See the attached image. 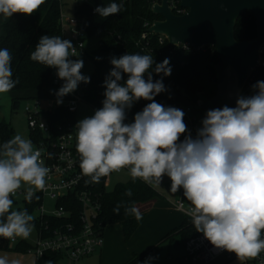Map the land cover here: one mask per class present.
<instances>
[{
	"label": "clouds",
	"instance_id": "obj_1",
	"mask_svg": "<svg viewBox=\"0 0 264 264\" xmlns=\"http://www.w3.org/2000/svg\"><path fill=\"white\" fill-rule=\"evenodd\" d=\"M44 3L0 0V14L5 19L16 13L31 16ZM122 8L113 2L94 11L107 18ZM74 55L70 40L49 35L41 36L30 54L32 61L56 68L64 81L56 93L58 104L81 82H90L81 73L83 60L69 58ZM11 61L9 50L0 49V94L10 92L19 82L12 78ZM111 64L102 108L76 125L79 167L90 178L86 182L99 183L102 177L124 168L133 181L139 178L150 186H160L166 175L172 193L183 189V197L191 205L187 214L196 231L215 248L235 253L240 261L258 257L264 251V81L252 86L253 95L239 96L235 107L208 110L193 137L182 110L154 99L167 91L162 78L153 80V73L170 76L168 58L156 63L152 55L127 53L112 58ZM125 74L127 79L121 83ZM141 99L151 102L135 114L133 123H125L128 110ZM49 172L41 150L30 139L17 134L0 144V237L29 238L34 216L26 209L11 210V197L24 187L25 200L31 202L37 191L45 189ZM125 195L131 197L132 190ZM122 206L118 203L113 212L119 215ZM125 214L142 219L135 206L125 207ZM0 264L19 261L0 256Z\"/></svg>",
	"mask_w": 264,
	"mask_h": 264
},
{
	"label": "trees",
	"instance_id": "obj_2",
	"mask_svg": "<svg viewBox=\"0 0 264 264\" xmlns=\"http://www.w3.org/2000/svg\"><path fill=\"white\" fill-rule=\"evenodd\" d=\"M155 1L84 0L77 2L74 17L82 22L86 46L95 40L98 43L95 49L89 51L90 53L88 51L86 53V56L93 63V72L89 76L90 82L87 83L84 90L85 102L97 110L103 106L102 102L105 99L104 81L113 68L112 58H120L127 53L152 55L156 63H161L166 58L169 59L172 69L170 76L153 73V80L162 78L167 89V91L154 97L157 103L164 106L177 103H195L200 95L209 99L216 94L218 88V71L216 69L218 58L214 48L206 47L197 50L192 46L171 45L168 40L160 43L158 34H151L147 39L142 38V34L147 31L146 23L153 24L156 20H163L161 15L152 11ZM113 2L123 5L120 13L103 18L94 11L98 6H107ZM62 11V0H45V3L31 16L16 13L4 23V32L0 36V49L7 48L11 53L12 78L19 81L10 92L56 88L53 84L56 68L32 61L30 54L43 35L60 36L61 39H64L61 22ZM234 33L238 41L256 39L257 25L255 17L250 12L243 13L237 20ZM126 79L127 75L125 74L121 83ZM12 100L13 107H16L19 98L14 97ZM150 102L141 99L134 103L133 107L127 112L125 123H133L135 114L142 111ZM43 116L54 130L62 122L75 120L76 118L74 113L69 112L63 106H58L54 113L44 112ZM15 135L17 134L13 128L5 122H0V144ZM41 136L40 133L32 132L33 141ZM104 180L105 178L102 177L99 185V189L103 193L99 222L104 229L108 225H121L124 238L128 241L146 217L147 211H140L142 219L137 221L134 215L125 214V207H137L140 203L154 201L162 196L151 186H147L138 180L133 181L132 177L125 183H118L112 191H107ZM128 189L133 192L131 197L125 195ZM42 201L41 193L36 192L31 202L24 200V209L31 214ZM118 203L123 205L120 208L119 215L113 212ZM78 212L79 209L76 208L71 219L77 218ZM63 221L49 218L48 223L57 226ZM32 223L39 230V220L34 218ZM175 232H182L184 243L197 233L190 217H186L182 225L171 231L167 238L172 237ZM30 247V243L20 240L12 248L11 240L0 237V250L11 249L16 252H28ZM148 254L134 255L124 264H141ZM61 257V255L48 253L45 256V258H51L52 260H58Z\"/></svg>",
	"mask_w": 264,
	"mask_h": 264
},
{
	"label": "built area",
	"instance_id": "obj_3",
	"mask_svg": "<svg viewBox=\"0 0 264 264\" xmlns=\"http://www.w3.org/2000/svg\"><path fill=\"white\" fill-rule=\"evenodd\" d=\"M167 1L174 14L183 15L187 12V9L181 5V0ZM61 22L64 33L67 30L74 41L73 47L75 48L76 55L71 57L86 56L87 46L84 40L85 33L82 28V22L74 16L69 17L64 15L63 11L61 13ZM145 26L147 27V31L142 34L143 39H147L149 35L155 34L149 31L152 24L146 23ZM158 35L160 43H164L167 40L165 35ZM180 46L188 47L190 45L184 44ZM257 81H264V44L259 49L257 65L252 69L239 96L253 95L255 90L252 86ZM63 83L64 81L58 78L56 72L53 78L54 86L60 88ZM86 86L87 83L81 82L73 93L68 94L70 96L69 102L62 106L76 115L78 104L85 102L84 90ZM192 104L177 103L165 107H175L182 110L185 113L184 122L189 132L195 137L197 129L202 126L201 121L203 118ZM54 110L52 107L44 108L41 99H35L33 109L31 107L25 108L30 129L32 132L42 135L37 139V147L35 149L41 150V159L44 161L45 166L50 169L49 175L46 178V187L43 191L39 192L43 201L45 198H50L55 201L56 207L55 210L47 212L44 209L43 201L37 207L41 210L37 218L40 223L38 238L34 245H31L28 252L33 253L38 260L45 258L48 253L62 256L58 260H53L58 264H76L81 259L95 254L104 247L105 229L99 222L103 193L99 189L100 182H86L90 178L83 176L79 167L80 157L76 151V125L80 120L76 117L75 120L64 121L54 130L43 116L44 112L54 113ZM183 139L184 135L180 137L181 141ZM123 173L130 176L128 169L124 168L103 177L105 178V186L111 175ZM136 180L150 186L139 178ZM18 194H21V191H18L16 195ZM190 207L186 205L182 198L177 202V208L188 217L190 216L187 214V211ZM76 208L79 209L77 218L71 219ZM49 218L64 221L54 226L48 223ZM261 238H264V232H262ZM11 241L17 242L16 238ZM184 250V259L188 260L191 264H210L220 256H226L228 259L236 257L235 253L215 248L205 238L203 233L198 231L194 236L186 240ZM245 264H264V251L258 257L246 260Z\"/></svg>",
	"mask_w": 264,
	"mask_h": 264
},
{
	"label": "water",
	"instance_id": "obj_4",
	"mask_svg": "<svg viewBox=\"0 0 264 264\" xmlns=\"http://www.w3.org/2000/svg\"><path fill=\"white\" fill-rule=\"evenodd\" d=\"M181 5L187 12L176 15L167 0H157L152 11L163 20L154 21L149 31L165 35L171 45L187 44L197 50L214 48L218 58L217 92L197 103L206 112L225 105L235 107L264 44V0H181ZM245 12L255 17L257 38L238 41L234 30L237 20Z\"/></svg>",
	"mask_w": 264,
	"mask_h": 264
},
{
	"label": "rangeland",
	"instance_id": "obj_5",
	"mask_svg": "<svg viewBox=\"0 0 264 264\" xmlns=\"http://www.w3.org/2000/svg\"><path fill=\"white\" fill-rule=\"evenodd\" d=\"M78 1H84V0H62V2H63V14L66 16H69V17L74 16L75 6H76ZM88 1H90V0H88ZM1 26H0V29H3V26L2 27ZM1 33H2V30H1ZM64 38L67 40H70L73 44V42H74L73 38L71 37V34L67 30L64 33ZM97 44H98L97 40H95L91 44L87 45V47H86L87 51L91 52L93 49H95L97 47ZM69 58L72 60H83L84 66L81 69V73L85 76H88V77L92 74L93 63L88 56L75 57V58L69 57ZM56 72H57V69H56ZM58 90H59V88H53L50 91H48V95L51 97L48 99V101H42V105L44 108L52 107V109H56L58 106L65 105L66 103L69 102L70 96L66 95L62 98V103H60V104L57 103V100L59 98L57 97L56 93ZM17 95L18 94H14L11 92L0 94V122H5L9 127L13 128L15 130L16 134H20L24 138L30 139L34 148H36L37 147V140L36 141L32 140V130L30 129V127L28 125V116L25 112L26 107H31L33 109L35 99H32L30 97L26 98V97L19 96L18 105L16 107H13V100L12 99L14 97H16ZM199 99H207V98H203L202 95H200ZM199 99H197V101ZM197 101L195 103H193L192 105L198 110L201 117L204 118L206 115V111L197 103ZM96 110H97L96 108H94L93 106H91L90 104H88L86 102L79 103L77 106L76 117L79 120H82L85 117H91L94 115ZM129 178H130V176L128 174H125V173L111 175L107 180V185H106L107 191H112L118 183H125L126 181H128ZM170 187H171V180L167 176L163 177V180H162V183L160 186H152V188L155 189L157 192H159V193L163 192V193L167 194L168 197H172L173 193L170 191ZM18 191H21V194H18L12 198L13 199V206H12L11 210H13V211H22L25 207V203H24L25 190H24V187H22ZM37 192H39V191H37ZM157 200H159V199H157ZM157 200L145 202V203H140L137 206V208L139 209V211H147V215H149L150 212L152 211V209H154V207H155L154 203ZM43 203H44V209L47 212L53 211L56 209L55 201L50 199V198H45ZM156 211H158V209L155 208V210L153 211V214L148 218L149 220L152 219L153 216H155ZM40 213H41V210L36 208L31 213V215H33L34 218L37 219L39 217ZM148 219H147V221H148ZM121 228H122L121 225H118V224L110 225L107 228V233L109 231H111L113 234V237L117 236L118 232H120V233L122 232ZM37 238H38V229L34 226V230L32 231L29 238L23 239L20 237H16V240H17V242L20 240H25L28 243H30L31 245H34V243L37 241ZM124 241L127 242L124 239L122 241H119V244L117 243L118 245L116 246V252L114 253V255L112 257V261L117 260L123 256L121 249H122V247H124ZM13 243H15V242H13ZM13 246L14 245L12 244V248H13ZM182 250H183V246L179 245L178 246V251L180 252L179 256L182 254V252H183ZM177 256L174 255L172 258L166 254L165 255L161 254L158 256L156 254H154L153 257L147 258L148 260L144 261L143 264H190L188 262L181 263L180 260L177 258ZM224 258H225L224 256L217 257L213 261L212 264H245V261H246V260L240 261L237 257V258H234L232 260L230 259L227 262V260L225 261ZM112 261L107 259L108 264H112V263H110ZM41 262H42V264H47L48 260L43 259ZM51 264H53V263L51 262ZM76 264H102V262H101V257L99 255V253H95L94 256L81 259Z\"/></svg>",
	"mask_w": 264,
	"mask_h": 264
},
{
	"label": "crops",
	"instance_id": "obj_6",
	"mask_svg": "<svg viewBox=\"0 0 264 264\" xmlns=\"http://www.w3.org/2000/svg\"><path fill=\"white\" fill-rule=\"evenodd\" d=\"M7 20L8 18L5 19L3 15L0 14V26L1 25L3 26ZM3 32L4 30L0 29V36L3 34ZM50 90L51 89L23 91V92H15L14 94H18L16 96L18 98L19 96H21L26 98L30 97L32 99H41L42 101H48V99L51 97L48 95V91ZM160 194L162 197L154 203L155 206L154 209H152L149 215H146V217L139 225L137 230L134 232V234L130 237V239L127 242L124 241V247H122L121 249L123 256L114 261H112V257L116 252V246L119 244V241L125 239L124 233H123V229L121 228L122 232L121 233L118 232L117 236L113 237L111 231L107 233V228L110 225L106 226L104 232V238H105L104 247L100 251L96 252L99 253L102 264H108L107 259L112 261L110 262L112 264H124L128 260H130L134 255H142L144 253H149V254L142 260L141 264H143L144 261L148 260L147 258L153 257L154 254H156L157 256L161 254L162 255L166 254L172 258L174 255L175 256L178 255L177 258L180 260L181 263L183 262L190 263L188 260L184 259L185 250H184V242L182 241V232H175L172 237L167 238V235L175 228L181 226L184 220L186 219V217H188L185 213H183L177 208L178 200L182 198L187 206H191L190 202L183 197V189H180L177 193H173L172 197H168L167 194L163 192ZM155 208L158 209V211H156L155 216H153L152 219L149 220L148 218L153 214ZM12 244L15 245L16 242L13 243L11 241V247ZM179 245L183 246V250H182L183 252L180 256H179L180 252L178 251ZM33 255L34 254L30 252H16L11 249L0 250V256H6L9 260H17L19 261V264H42L41 261L43 259L51 261L53 264H58L54 262L51 258H43L38 260L36 257H34L35 255L34 256ZM91 256H94V254ZM224 257H225L224 258L225 261L227 260L228 262V260H230L226 256ZM234 258H237V256ZM212 263L213 261L210 264Z\"/></svg>",
	"mask_w": 264,
	"mask_h": 264
}]
</instances>
